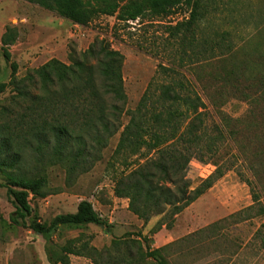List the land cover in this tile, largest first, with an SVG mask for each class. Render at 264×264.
<instances>
[{"label":"rangeland","instance_id":"374dc122","mask_svg":"<svg viewBox=\"0 0 264 264\" xmlns=\"http://www.w3.org/2000/svg\"><path fill=\"white\" fill-rule=\"evenodd\" d=\"M178 1L169 15L148 13L127 23L101 15L82 26L26 0H0V83L10 80L12 62L18 65V77H23L52 58L70 63L72 51H85L95 39L104 38L125 57L126 99L118 103L122 124L159 76L160 64L176 67L175 76L201 95L205 140L215 141L214 153H202L201 160L199 154L192 158L186 178L196 187L218 167L224 172L176 217L172 228L163 226L155 232L162 216L145 222L129 210L128 199L114 193L117 174L127 169L124 158L114 155L122 128L110 137L101 158L86 167L69 169L66 161L51 162V151L46 149L41 168L47 177L45 195L29 196L33 213L27 225L11 223L16 207L6 187H0V264H53L48 251L80 233L99 249L127 235L146 236L152 248L169 244L163 253L166 264H264V216L256 215L259 205L245 213L248 218L237 215L254 204L253 191L264 203V0H197L201 18L196 37L185 44L181 36L172 35L171 27L187 20L192 6ZM9 26L16 27L18 36L9 46L7 60L1 37ZM202 49L205 56L197 59L193 53ZM159 77L160 81L168 78ZM12 94L10 88L0 93V107L13 109ZM15 149L23 159L15 173L19 177L38 174L37 154L22 146ZM8 181L0 170V184ZM82 199L93 203L109 230L96 224L64 225L47 238L28 227L33 220L44 223L57 214L74 212ZM260 229L263 232L258 234ZM70 258L73 264H94L84 256Z\"/></svg>","mask_w":264,"mask_h":264},{"label":"trees","instance_id":"16d2710c","mask_svg":"<svg viewBox=\"0 0 264 264\" xmlns=\"http://www.w3.org/2000/svg\"><path fill=\"white\" fill-rule=\"evenodd\" d=\"M56 12L72 22L87 26L101 15L114 16L119 22L144 18L148 13L155 16L169 15L178 0H26ZM192 6L186 21L171 27L173 36H181L184 43L196 37L197 23L201 18L197 0H185ZM16 27L9 26L2 34V50L10 60L9 46L17 39ZM185 44V43H184ZM205 48V47H204ZM205 49L194 52L197 59L204 58ZM182 59V55H180ZM124 55L111 47L104 38L95 39L88 49L72 51L70 63L57 58L31 69L18 77V65L11 63L12 73L8 82L0 83V93L12 90L11 104L0 107V170L8 178L7 193L13 198L16 211L11 223L27 225L32 216L29 201L31 194L44 196L47 182L41 174L44 165L43 151L48 149L52 161L67 162L69 169L86 167L102 156L110 137L121 128L115 156L123 157L126 168L116 176L115 196L128 199V208L140 219L148 222L154 215L162 216L153 231L163 226L172 228L176 217L189 205L212 188L223 176L221 168L203 179L196 187L186 178L192 158L202 153L215 152V141L205 140V106L201 95L176 77V67L160 64V81L154 77L142 95L137 107L128 111L129 120L123 125L119 102L125 101L123 78ZM33 89L35 91H33ZM14 108L16 111L14 112ZM11 113L14 116L11 119ZM30 148L37 154L38 174L19 177L15 171L22 157L15 147ZM134 157L135 161H128ZM144 160V161H143ZM9 170V171H8ZM174 186V188H173ZM254 204L237 212L248 218L246 212L259 205L257 216H264L261 195L253 191ZM96 224L107 230L108 223L101 218L88 199H82L74 212L60 213L51 221L28 225L36 233L47 237L60 226L82 227ZM264 227V225H262ZM110 228V227H109ZM258 232V231H257ZM261 229L259 233H262ZM130 235V234H129ZM113 238L110 246L99 249L84 233L56 245L48 251L53 264H73L70 256L90 258L94 264H166L164 245L152 248L146 236Z\"/></svg>","mask_w":264,"mask_h":264},{"label":"crops","instance_id":"0c3cea01","mask_svg":"<svg viewBox=\"0 0 264 264\" xmlns=\"http://www.w3.org/2000/svg\"><path fill=\"white\" fill-rule=\"evenodd\" d=\"M76 211V210H75Z\"/></svg>","mask_w":264,"mask_h":264}]
</instances>
